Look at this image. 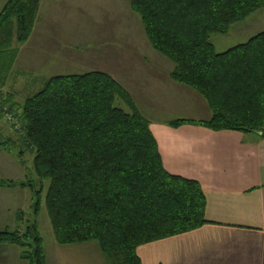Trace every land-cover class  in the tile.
I'll use <instances>...</instances> for the list:
<instances>
[{"label": "trees", "instance_id": "obj_1", "mask_svg": "<svg viewBox=\"0 0 264 264\" xmlns=\"http://www.w3.org/2000/svg\"><path fill=\"white\" fill-rule=\"evenodd\" d=\"M40 2L8 0L0 11V84L17 59L14 43L31 36ZM130 7L150 46L174 64L171 78L195 90L211 110L207 121L177 120L172 127L264 137V32L224 53L211 42L213 34L227 35L264 9V0H130ZM8 112L20 123L21 147L33 154L37 178L50 181L46 207L59 245L97 242L116 264H142L140 247L209 223L199 182L164 168L150 122L110 75L52 77L23 104L0 93V120ZM9 142L15 143L6 139L3 146ZM23 155L17 153L26 167ZM36 183L0 180V188H30L38 214L43 188ZM18 229L0 231V245L19 247L28 264H45L37 222Z\"/></svg>", "mask_w": 264, "mask_h": 264}, {"label": "crops", "instance_id": "obj_2", "mask_svg": "<svg viewBox=\"0 0 264 264\" xmlns=\"http://www.w3.org/2000/svg\"><path fill=\"white\" fill-rule=\"evenodd\" d=\"M7 1L0 0V11ZM80 3L81 0H41L30 38L20 46L14 43L13 48L40 50L42 58L50 61L44 68L53 69L54 63L59 66L67 62L82 69L89 65V69L94 70L91 72L108 71L102 73L113 77L131 95L150 122L164 168L173 175L199 182L207 198L209 223L193 232L140 247L137 253L142 264H264L263 135L216 132L192 124L172 127L170 123L177 120H209L211 110L205 99L171 78L174 64L150 46L142 22L131 7L104 17L106 23L99 26V40L85 53H81L80 48L87 44L64 43L63 32L59 31V39L57 29L64 28L61 19L67 15L70 5L84 21L95 16L88 14L93 8L85 0ZM95 67L103 70H95ZM116 68L120 72L117 73ZM26 70L39 75L45 72L42 67L40 71ZM22 72H16L12 78L9 74L4 84H0V93L13 96L16 101L22 94L21 83H17L25 76ZM1 158L0 165L22 177L25 167L14 159ZM0 180L25 182L7 176ZM16 188L26 190L28 187L18 185L0 190ZM2 194L0 221L15 210L11 204L3 202L7 197ZM16 195L13 193L11 198ZM23 196L30 197L28 192ZM15 212L18 221L23 211ZM21 218L26 220L25 213ZM43 246L45 264H116L104 255L97 242L66 246L56 242L46 247L43 240ZM21 252L17 246L0 245V264H28L21 258Z\"/></svg>", "mask_w": 264, "mask_h": 264}, {"label": "rangeland", "instance_id": "obj_3", "mask_svg": "<svg viewBox=\"0 0 264 264\" xmlns=\"http://www.w3.org/2000/svg\"><path fill=\"white\" fill-rule=\"evenodd\" d=\"M85 2H87V4L93 8V11L88 12V14H90L91 16L95 15L92 19L88 21L86 20L84 21L83 19L78 17V13L74 11L72 9L73 8L72 5H70L68 9L69 11H67V15L66 16L64 15L65 17L61 19V21L64 23V28L57 29V36L59 37V39H60L59 31L63 32L64 43L69 44V43H73L74 41L76 42V44H81V45L87 44L80 48L81 53L82 52L85 53V50L88 51L91 47L93 48V46L90 45H93L99 40L100 37L99 26H101V24L104 22L106 23L104 17L106 16L108 17V15L113 14L115 12L117 13L123 11L124 8H126L127 6L130 7L129 0H87V1L85 0ZM80 4H82V0ZM1 6L3 7V5ZM81 22L85 23V25L81 24ZM263 31H264V10H261L252 14L244 22L233 25L227 35L213 34L211 36V42L213 43L215 47V51L217 53H224L240 44H245L251 38L260 34ZM17 49L18 52L19 50H21L20 57L17 58L14 62V65L10 72L11 78L12 75L16 74V72H20V71L25 72L24 70H26V68L30 69V71H35V70L40 71V68L42 67V70L45 71L42 75H39L38 72L37 73L25 72L24 78H27L25 79L26 81L24 82V78L22 80L21 79L18 80L17 83L18 85L21 83V88H22L21 89L22 94L18 95L16 99L17 103L19 104H23L28 98L34 96L37 92H39L43 87L42 85L48 78H51L53 76L85 74L94 71L93 68L89 69L90 67L89 65L85 69H82V67H78L74 64L69 65L67 62L65 63L61 62L59 66H57V64L54 63L55 66L53 69L44 68L43 66L49 64L50 61L46 60L45 58H42L43 52H41L40 50H36L34 48H32V50L27 49L26 51L23 50V48H19V47ZM45 54L46 53H44V56H46ZM95 68H97L95 70H103L100 67H95ZM109 70L114 72L112 69ZM114 70L117 73L120 72L119 68H116ZM101 72H108V71L103 70ZM12 82L13 80L11 81V83ZM11 83L8 85V87L11 86ZM34 84L37 85L35 87H32ZM5 91L8 92V89ZM116 105L126 110V106L121 101H117ZM20 131H21V126H19L18 129H15V127L11 125L10 122H8L6 116L2 120H0V138L3 141L6 139H10V141L15 142L13 143L14 145L11 144L10 142L7 144V146L0 145V159H2L1 157L6 156L10 159L16 160L17 161L16 163H19L17 153L20 150H23L24 160L26 162L25 165L26 167L23 171L24 174L22 175V177H19V175L15 173H10L11 172L10 168L9 170H7L5 168L6 166L0 165V178H4V176H7L13 179L14 178L22 179L23 181L29 183L37 182L36 184L38 189L43 188V193L41 196V206L38 214H35L33 208V205L35 203L34 193L29 188H26V190H20L21 188L19 189L16 188L12 190L10 189L0 190V194L3 196L2 193H4L6 194L7 197V199H5L3 202H8L9 204L12 205L13 208H15L12 214L6 215L5 218L0 221V231H5V230L15 231L18 228H19L18 230H20V228L24 229L28 224L36 221L40 233L42 235V238L44 240V243L46 247H49L50 245L56 243L50 217L46 207V195L48 192V188L50 186V181L49 180L40 181L37 178L33 169L34 156L30 151H27L25 148L21 147V143H20L21 134L19 133ZM26 192H28L30 196L28 197V199L23 196L26 195ZM13 193H16L17 195L16 197L11 198ZM18 194L19 195L21 194L22 197L18 198L19 197ZM17 210H21L25 213L26 216L25 221L24 219L23 221H17L16 212H15Z\"/></svg>", "mask_w": 264, "mask_h": 264}, {"label": "built area", "instance_id": "obj_4", "mask_svg": "<svg viewBox=\"0 0 264 264\" xmlns=\"http://www.w3.org/2000/svg\"><path fill=\"white\" fill-rule=\"evenodd\" d=\"M6 119L8 120V122H10L11 125H13L15 127V129H18L20 126V123L17 119V117L14 114L11 113H7L6 114Z\"/></svg>", "mask_w": 264, "mask_h": 264}, {"label": "water", "instance_id": "obj_5", "mask_svg": "<svg viewBox=\"0 0 264 264\" xmlns=\"http://www.w3.org/2000/svg\"><path fill=\"white\" fill-rule=\"evenodd\" d=\"M0 144L3 145L4 141L0 138Z\"/></svg>", "mask_w": 264, "mask_h": 264}]
</instances>
